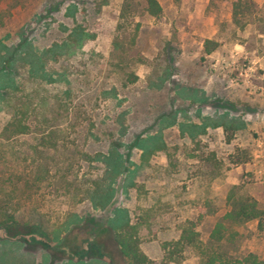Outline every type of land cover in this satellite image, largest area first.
Returning a JSON list of instances; mask_svg holds the SVG:
<instances>
[{
  "label": "rangeland",
  "instance_id": "1",
  "mask_svg": "<svg viewBox=\"0 0 264 264\" xmlns=\"http://www.w3.org/2000/svg\"><path fill=\"white\" fill-rule=\"evenodd\" d=\"M157 1L159 17L133 0L138 6L121 21L122 0L102 7L99 0H0V42L8 46L24 37L41 51L77 26L94 36L72 59L47 64L52 82L18 72L14 105L31 107V134L18 145L55 135L46 149L52 167L32 204L45 221L27 225L20 217L0 229V264H77L67 258L82 249L94 258L86 264H126L109 228L114 209L137 226L150 264H160L164 244L191 225L198 249L170 264H201L204 251L264 260L255 221L226 222L223 240L209 239L246 197L264 209V0H240L236 20L237 0ZM205 40L219 44L210 55ZM8 119L0 112V132ZM137 144L152 150L147 161ZM117 153L124 161L116 171L103 160ZM125 178L134 186L123 190ZM96 185L101 207L86 198ZM86 243L98 244L103 257Z\"/></svg>",
  "mask_w": 264,
  "mask_h": 264
},
{
  "label": "trees",
  "instance_id": "2",
  "mask_svg": "<svg viewBox=\"0 0 264 264\" xmlns=\"http://www.w3.org/2000/svg\"><path fill=\"white\" fill-rule=\"evenodd\" d=\"M108 1L99 0L98 6L107 5ZM122 1L119 19L126 21L138 4H135L133 0ZM141 3L142 10L147 16L157 18L161 15L162 8L157 0H141ZM241 5L240 0L232 3L233 20L238 17ZM92 38H94L93 35L77 26L70 31L64 42L54 44L41 51L35 49L30 41L24 37H21L16 45L8 46L0 42V112H5L9 116L0 132V229L17 224L20 217L26 219L27 225L37 223L41 226V223H44V214L39 212L32 204L36 189L39 187L37 185L46 179L50 167H52L50 162L47 161L46 149L48 148L47 145L52 142L50 137L55 135L54 130H50L48 135L40 138L37 145L25 141L18 145L17 138L19 136L31 134V126L26 122L31 112L30 105H23V107L14 105L15 94L19 90L17 78L20 75L18 72L20 69H24V73L29 79H39L41 81L47 79L52 82V76L48 75L45 70L47 64L56 62L60 57H65L67 60L72 59L81 50L85 42ZM218 46L217 42L205 40L203 52L210 55ZM214 126L217 127L218 125ZM52 145L54 147V143ZM137 147L142 149L141 159L147 161L152 150L140 144H137ZM115 155L114 157L109 154L103 161L107 168L113 167L117 171V169L123 168L122 162L124 159L120 153ZM131 185L134 186L129 178H125L122 189L124 190ZM99 186L96 185L92 192L90 190L86 192V198L91 199L94 207L102 206L99 200L101 190ZM113 214V220L108 226L113 231L114 242L126 264H150V260L139 249L137 226L130 224L127 212L114 209ZM253 221L256 222L257 230L264 232V209H259L254 199L246 197L215 224L209 239L215 244L220 243L228 230L226 222L240 226L243 223ZM5 241L1 240V242ZM198 243V234L193 230L192 225L183 228L177 240L164 244L163 248L167 252L160 264L176 262V257L181 253L190 249H198ZM86 247L88 249L93 248L100 258L103 257L98 244L86 243ZM87 251V249H82L74 256L67 258V260L77 264H86L87 261L94 259L89 258L86 260ZM200 253L203 256L201 264H264V260L258 259L253 254L232 259L215 251Z\"/></svg>",
  "mask_w": 264,
  "mask_h": 264
}]
</instances>
